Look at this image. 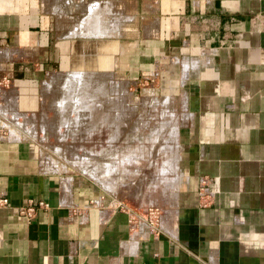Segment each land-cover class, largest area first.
I'll return each instance as SVG.
<instances>
[{"label": "crops", "instance_id": "0c3cea01", "mask_svg": "<svg viewBox=\"0 0 264 264\" xmlns=\"http://www.w3.org/2000/svg\"><path fill=\"white\" fill-rule=\"evenodd\" d=\"M46 1L0 0V85L10 87L1 95L28 108L21 96L49 66L91 76L109 56L132 80L159 76L164 107L175 96L179 105L178 116L167 112L169 199L161 233L130 229L129 205L109 199L103 184L45 170L0 112V264H264V0H52L51 12ZM126 1L135 36L124 43ZM154 106L147 101L144 113ZM27 198L48 208L26 221L15 208Z\"/></svg>", "mask_w": 264, "mask_h": 264}, {"label": "rangeland", "instance_id": "374dc122", "mask_svg": "<svg viewBox=\"0 0 264 264\" xmlns=\"http://www.w3.org/2000/svg\"><path fill=\"white\" fill-rule=\"evenodd\" d=\"M46 3L51 12L52 0ZM130 5V1L125 2L124 43L135 36ZM115 16H107L108 33L104 39L108 40L109 55L115 51ZM94 40L96 37H91ZM82 53L77 51L76 55ZM94 63L91 58L89 65L82 66L89 70ZM90 72L91 76L81 70L60 71L57 64L49 66L28 88V96H21L28 108H23L25 104L18 98L10 99L0 92V112L8 121L5 124L12 135L35 145L45 170L85 179L100 188L109 187L104 188L109 199L139 213L146 206H156L162 218L169 199L163 186L166 178L172 177L169 169L162 171L171 148L173 126L167 112L173 110L179 115L178 97L169 99L164 107L165 87L159 76L144 73L132 80L127 73L116 70L114 57L109 56L107 67H96ZM8 86L9 81L2 80L0 90L9 89ZM147 101L155 106L152 112L144 113ZM10 104L14 111L7 113L2 105ZM113 153L118 154V162L105 159L113 157Z\"/></svg>", "mask_w": 264, "mask_h": 264}, {"label": "built area", "instance_id": "2783aa9c", "mask_svg": "<svg viewBox=\"0 0 264 264\" xmlns=\"http://www.w3.org/2000/svg\"><path fill=\"white\" fill-rule=\"evenodd\" d=\"M207 178H200V184L198 186L197 194L202 199V205H206V201L211 197L212 193L207 191L205 185ZM7 205V198L0 196V207ZM48 208L47 202L42 199L27 198L25 201L17 206L15 209L18 215L22 216L26 221H30L39 209ZM128 214L129 228L132 229L140 223H144L150 230L152 235H158L161 233V213L158 207L149 205L143 209V213L136 212L135 210L126 209Z\"/></svg>", "mask_w": 264, "mask_h": 264}]
</instances>
